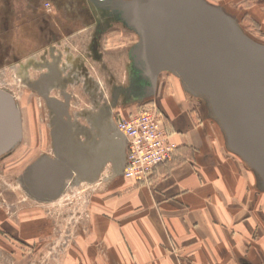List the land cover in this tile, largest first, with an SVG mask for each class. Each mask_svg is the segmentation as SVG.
<instances>
[{
	"label": "rangeland",
	"instance_id": "374dc122",
	"mask_svg": "<svg viewBox=\"0 0 264 264\" xmlns=\"http://www.w3.org/2000/svg\"><path fill=\"white\" fill-rule=\"evenodd\" d=\"M196 1L264 48V29L248 9L263 0ZM155 2L0 0V91L12 97L21 128L0 155V264L107 258L93 232L113 229L110 201L126 184L104 153L112 118L148 110L164 128L158 99L176 86L209 104L167 62ZM63 157L71 170L58 188L34 190L31 168Z\"/></svg>",
	"mask_w": 264,
	"mask_h": 264
},
{
	"label": "crops",
	"instance_id": "0c3cea01",
	"mask_svg": "<svg viewBox=\"0 0 264 264\" xmlns=\"http://www.w3.org/2000/svg\"><path fill=\"white\" fill-rule=\"evenodd\" d=\"M248 9L264 29V2ZM158 106L175 158L111 199L113 229L93 232L107 252L98 264H264L260 175L228 148L208 104L176 86Z\"/></svg>",
	"mask_w": 264,
	"mask_h": 264
},
{
	"label": "water",
	"instance_id": "95a60500",
	"mask_svg": "<svg viewBox=\"0 0 264 264\" xmlns=\"http://www.w3.org/2000/svg\"><path fill=\"white\" fill-rule=\"evenodd\" d=\"M166 60L188 90L204 96L219 123L228 148L255 170L264 183V48L243 38L221 11L196 0H156ZM208 104V105H209ZM19 113L12 97L0 91V155L20 136ZM105 156L114 176L124 166L122 141L112 134ZM63 157L42 160L31 168L33 188L47 194L70 172Z\"/></svg>",
	"mask_w": 264,
	"mask_h": 264
},
{
	"label": "built area",
	"instance_id": "2783aa9c",
	"mask_svg": "<svg viewBox=\"0 0 264 264\" xmlns=\"http://www.w3.org/2000/svg\"><path fill=\"white\" fill-rule=\"evenodd\" d=\"M113 140L122 141L124 166L119 175L137 184L148 182L156 168L175 158L177 145L172 142L155 114L142 110L109 124ZM114 134V135H115Z\"/></svg>",
	"mask_w": 264,
	"mask_h": 264
},
{
	"label": "flooded vegetation",
	"instance_id": "af4514ba",
	"mask_svg": "<svg viewBox=\"0 0 264 264\" xmlns=\"http://www.w3.org/2000/svg\"><path fill=\"white\" fill-rule=\"evenodd\" d=\"M114 122V119L112 118L111 123Z\"/></svg>",
	"mask_w": 264,
	"mask_h": 264
}]
</instances>
